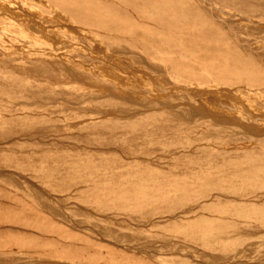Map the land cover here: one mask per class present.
Returning a JSON list of instances; mask_svg holds the SVG:
<instances>
[{
	"label": "rangeland",
	"instance_id": "rangeland-1",
	"mask_svg": "<svg viewBox=\"0 0 264 264\" xmlns=\"http://www.w3.org/2000/svg\"><path fill=\"white\" fill-rule=\"evenodd\" d=\"M147 1L149 5L145 8ZM21 2L25 8L18 5ZM58 2L65 3L68 7H57L53 1L46 0H0V77L4 76L1 77L3 80L1 79L0 83L2 85L9 82L6 85L10 86V89L18 87L20 89L21 82L27 84L26 97L32 100L30 106L37 108L32 111L0 112L1 122L17 116L26 117L23 122L26 125L19 123L21 126L24 125V129L28 127V130L22 127L17 130L11 129L5 134L3 133L5 129L0 124V216L2 215L0 221L6 216L8 219L13 214L24 213L30 214L31 220L46 222L41 223V226L48 228L44 230L33 226L0 224V246L14 241L15 238L31 241L36 244L31 251L40 248L39 251L42 249L44 252V246L54 247L55 250L58 249L57 253L72 256L78 264H264V218L261 217L264 214L253 216V219L245 222L246 225L240 219L235 225H231L229 220L235 216L220 213L225 206H230L233 202L243 206L255 203L259 209L264 207L263 191H253L254 195L251 191L248 195L240 193L237 195L235 192L226 194L221 188L217 189L221 190L218 193L214 188L210 191L214 194L210 195L209 192L206 194L208 198L200 199L203 203L199 200L198 203L188 204L185 208L172 212L152 208L150 216L147 217L146 213V216L141 217L144 221L137 215L133 220L131 217L134 215L120 211L117 204L110 211L104 204L90 203L93 197L102 194L110 193L111 197L118 199L123 197L124 192L121 188L131 186L126 181H144L145 186L153 184L152 188H155V185L157 188L163 183L166 173L175 175L176 172L178 176L182 173L179 177L176 174V178L183 179L186 176L187 179H192L197 175L201 176L203 170L197 171L200 174H197L196 170L207 164L210 169L206 167L201 169L210 172L206 171L204 174L203 171L204 176L201 178L216 180L222 174V177L228 178L221 177L222 183L226 180V184L228 181L229 184L234 182L230 173L244 169L252 162H260L259 166L261 164L263 168L264 0H57V4ZM252 3L255 6H252ZM140 7L145 8L144 12L148 9L153 17L144 15ZM171 8L176 9L180 19L162 15ZM184 8L188 10L185 15L181 12ZM11 10L16 12H13L12 17H8L12 14ZM97 16L105 26L101 27L97 22L92 23ZM88 18L91 21H86ZM132 23L136 24L132 26ZM36 28L40 31L37 32ZM112 31L122 36L116 34L114 36L111 34ZM163 38L179 43L180 47L160 46L165 40ZM112 42L116 44L115 47L109 46ZM119 42L126 45V49L124 46H118ZM132 42L139 44L138 47ZM162 48L165 51H162ZM142 49L148 50L143 54ZM6 51L10 53L6 54ZM28 54L31 56L40 54L43 59H21L22 56H19ZM212 61L215 67L211 66ZM190 67L194 70H190ZM198 68L200 70H197ZM216 68L219 70L216 71ZM176 70L182 71L179 74ZM205 76L213 81L204 84L202 78ZM7 77L9 79L4 82ZM173 77L180 79L183 77L182 80H187V88H178ZM220 77L222 81L219 80ZM36 90L54 92L51 95L42 93L43 95L39 96L37 92L33 93ZM178 91L185 93L178 94ZM110 96H118L119 102H112L114 104L110 105L105 99ZM39 97H45L44 101L38 100ZM0 104H6L1 96ZM16 105L27 104L21 102ZM157 114H160V117ZM153 116L157 120H154L156 118ZM151 117L154 119L151 120ZM145 118L147 123L139 130L121 126L124 122L131 124ZM30 120L32 122H29ZM215 123L220 127L213 125ZM214 126L216 130L213 129ZM186 143L188 146H185ZM194 154L197 155L192 156ZM190 158L193 160L199 158L203 163L205 161L206 165L200 162L202 166L199 168L200 163H197L199 161L195 160L197 167L195 162H191L192 164L189 162L193 161ZM215 159L218 164L219 160L222 159V162L224 160V165L219 164L224 168L215 165ZM89 164L93 166L89 167ZM80 165L85 169L79 167ZM164 167L169 171L168 169V172L165 171ZM214 167L216 174H213ZM188 168H194L195 171L192 170L194 176ZM145 169V172L151 174H145ZM76 170L81 172L78 174ZM158 170L164 175L163 178ZM227 170L232 171L228 173ZM137 171L138 173H134ZM127 172L134 174L128 176ZM48 174L49 177H45ZM155 175L156 178L160 176L162 180L153 179ZM84 176L85 179H82ZM89 176H93L94 182H97L93 184ZM168 177L164 179V183L171 182ZM89 179L92 180V184L87 181ZM100 179L104 180L103 183ZM147 179L152 184L146 182ZM156 180L158 181L155 184ZM101 189L105 192L103 190L101 192ZM85 193L92 198H88ZM169 196L173 198L170 192ZM214 200L219 201L215 203L217 206L221 204L218 207L219 212L215 215L223 222L229 219L227 221L229 224L221 223L224 228L228 227L221 235L216 231L209 234L216 232L218 236H224L219 240L220 244L224 243L228 248L236 249V253L231 256H221L210 251L206 245L204 246V242H201V245L199 241L187 238L198 230L194 220L203 214L204 217L215 216L205 208V205L215 202ZM173 201L170 200L171 203ZM186 217L191 223L186 221L188 220ZM238 222H241V225ZM179 225L181 229L174 230ZM239 225L242 227L239 228ZM149 232L151 234H148ZM62 234L65 236H61ZM127 234L130 238H127ZM66 235L71 236V239ZM226 239L227 242L230 241L228 244ZM256 244L259 246L256 247ZM9 245L13 250L17 249L15 244ZM212 253L217 256H211ZM2 261L4 258L0 259V263ZM42 261L49 264L66 263L48 257Z\"/></svg>",
	"mask_w": 264,
	"mask_h": 264
},
{
	"label": "bare ground",
	"instance_id": "bare-ground-1",
	"mask_svg": "<svg viewBox=\"0 0 264 264\" xmlns=\"http://www.w3.org/2000/svg\"><path fill=\"white\" fill-rule=\"evenodd\" d=\"M46 1H53L54 2V4L57 6V7H64V8H67L68 6H67V4H65V3H63V4H60L59 2H58V4H57V0H46ZM60 1V0H59ZM65 1V0H64ZM68 1V0H67ZM145 1V0H144ZM169 1V0H168ZM214 1V0H213ZM260 1V0H259ZM165 2V1H164ZM254 2V1H253ZM257 2V1H256ZM62 3V2H61ZM154 3V2H153ZM178 3H180L179 1H178ZM18 4V3H17ZM152 4V3H151ZM169 4V3H168ZM20 7H24L25 8V5H23V2H21L20 4H18ZM79 5V4H78ZM147 5H149L148 4V1H147V4L145 5V8H146V6ZM158 5H160V4H158ZM162 5V4H161ZM166 5V4H165ZM254 4L252 3V6H253ZM187 6H188V4H187ZM255 6V5H254ZM73 7H75V5L73 6ZM78 7H80V6H78ZM141 7H143L142 5H141ZM141 7H140V9H141ZM185 7V6H184ZM131 8V7H130ZM144 8V9H145ZM148 8V7H147ZM186 8V7H185ZM183 9V10H181V12L185 15L186 13H188V10H186V9ZM198 8V7H197ZM139 9V12L142 10H144L143 8L140 10ZM248 9V8H247ZM76 10V9H75ZM134 10V9H133ZM132 10V11H133ZM137 10H138V8H137ZM149 10H151V9H149ZM157 10V9H156ZM159 10V9H158ZM12 12V14H10L8 17H12V15H14L13 14V12H16L15 10H11ZM68 11V10H67ZM79 11V10H78ZM152 11V10H151ZM199 12V11H198ZM249 12V11H248ZM89 13V12H88ZM143 13H144V15H146V16H149V15H151L152 17H153V15L151 14V12H149L148 11V9H147V11H143ZM160 13V12H159ZM224 13V12H223ZM253 13H255L254 11H253ZM91 14V13H90ZM153 14H154V12H153ZM156 14V13H155ZM86 15V14H85ZM138 15V14H137ZM141 14H139V16H140ZM162 15H168V16H170L171 15V19H177V18H179V14L177 13V11H176V9H168V10H166L165 12H163V14ZM138 16V17H139ZM161 16V15H160ZM205 16V15H204ZM7 17V16H6ZM87 17H88V15H87ZM143 17V16H142ZM142 17H140V18H142ZM156 17V16H155ZM154 17V18H155ZM97 19H94V20H92V23H100V26L102 27V26H105V24L102 22V20H100L101 18H99L98 16L96 17ZM164 18V17H163ZM170 18V17H169ZM126 19V18H125ZM145 19V18H144ZM152 19V18H151ZM180 19V18H179ZM105 20V19H104ZM124 20V19H123ZM129 20V19H128ZM159 20V19H158ZM8 21H10V20H8ZM86 21H91V19L90 18H88V19H86ZM119 21V20H118ZM129 21H131V20H129ZM153 21H157V20H153ZM123 22V21H122ZM132 22V21H131ZM139 22V21H138ZM184 22H185V20H184ZM193 22V21H192ZM112 23V22H111ZM125 23V22H124ZM123 23V24H124ZM154 23V22H153ZM153 23H151L152 25H153ZM156 23V22H155ZM160 23V22H159ZM163 23V22H162ZM170 23V22H169ZM191 23V22H190ZM115 24V23H114ZM133 24H136V23H132V26H133ZM138 24V23H137ZM176 24V23H175ZM1 25V24H0ZM17 26L19 25V24H16ZM116 25V24H115ZM141 25H142V23H141ZM149 25V24H148ZM19 26H21V25H19ZM99 26V27H100ZM129 26V25H128ZM131 26V25H130ZM131 26V27H132ZM160 26V25H159ZM164 26V25H163ZM191 26V25H190ZM189 26V27H190ZM25 27V26H24ZM93 27V26H92ZM115 27H117V26H115ZM115 27H113V28H115ZM120 27V26H119ZM118 27V28H119ZM122 27V26H121ZM134 27H136V26H134ZM133 27V28H134ZM142 27V26H141ZM150 27V26H149ZM27 28V27H26ZM108 28V27H107ZM129 28V27H128ZM152 28H154V27H152ZM165 28V27H164ZM202 28V27H201ZM6 29H8V28H6ZM37 29V28H36ZM103 28H101V30H102ZM117 29V28H116ZM115 29V30H116ZM132 29V28H131ZM136 29V28H135ZM149 29H151V28H148V30ZM163 29V28H162ZM193 29V28H192ZM38 30H39V28L37 29V32H38ZM108 29H106V31H107ZM111 30H112V28H111ZM111 30H108V31H111ZM141 30V29H140ZM139 30V31H140ZM165 30V29H164ZM174 30V29H173ZM10 31V30H9ZM23 31V30H22ZM40 31V30H39ZM103 31V30H102ZM104 31H105V29H104ZM117 31V30H116ZM129 31V30H128ZM131 31H134V30H131ZM144 31V30H143ZM147 30H145V32H146ZM149 31H152V30H149ZM157 31H158V29H157ZM156 31V33H158ZM159 31H161L160 29H159ZM176 31V30H175ZM114 31H112V33L111 34H113L114 36H115V34H116V36H119V37H121L122 35L121 34H118V33H113ZM123 32H124V29H123ZM135 32V31H134ZM14 33V32H13ZM128 33V32H127ZM141 33V32H140ZM9 34V33H8ZM15 34V33H14ZM31 34V33H30ZM107 34V33H106ZM110 34V33H109ZM124 35H125V33H123ZM130 35H131V33H129ZM132 34H133V32H132ZM155 34V33H154ZM161 34V33H160ZM108 35V34H107ZM123 35V36H124ZM127 35V34H126ZM151 35H152V33H151ZM159 35V34H158ZM15 36V35H14ZM21 36V35H20ZM109 36H111L112 37V35H109ZM138 36H139V34H138ZM144 36V35H143ZM68 37V36H67ZM104 37H106V36H102V38H104ZM110 37V38H111ZM130 37V36H129ZM133 37V36H132ZM131 37V38H132ZM136 37V36H135ZM158 37H160V35L158 36ZM101 38V37H100ZM107 38V37H106ZM124 38V37H123ZM127 38H128V36H127ZM11 39V38H10ZM13 39V38H12ZM113 39V38H112ZM119 39V38H118ZM121 39V38H120ZM125 39V38H124ZM129 39V38H128ZM127 39V40H128ZM135 39V38H134ZM140 39H141V37H140ZM140 39L138 40L139 42H140ZM148 39V38H147ZM163 39H165V38H163ZM115 40L117 41V38H115ZM126 40V41H127ZM131 40V39H130ZM135 40H137V39H135ZM152 40V39H151ZM177 40V39H176ZM14 41V40H13ZM12 41V42H13ZM125 41V42H126ZM156 41V40H155ZM11 42V41H10ZM18 42V41H17ZM22 42V41H21ZM118 42V41H117ZM121 42H122V40H121ZM121 42H119V43H117L118 44V46L119 45H121L122 47L124 46ZM129 42V41H128ZM127 42V43H128ZM137 42V41H136ZM135 42V43H136ZM142 42V41H141ZM140 42V43H141ZM145 42H147V41H145ZM113 43V42H112ZM111 43V45H109L110 47H115L116 46V44H112ZM121 43V44H120ZM133 43V42H132ZM135 43H133V45L135 44ZM148 43V42H147ZM152 43V42H151ZM4 44V43H3ZM7 44V43H6ZM125 44V43H124ZM129 44V43H128ZM131 44V43H130ZM179 44V43H178ZM177 43H175V42H173V40H170V39H165L164 41H162V44L160 45V46H163V47H167V48H170V47H180V45H178ZM184 44V43H183ZM8 45V44H7ZM17 45H19V44H17ZM35 44H33V46H34ZM136 45V44H135ZM139 45V44H138ZM138 45H136L137 47H138ZM146 45V44H145ZM156 45V44H155ZM42 46V45H41ZM93 46V45H92ZM126 46V45H125ZM125 46H124V48H125ZM130 46V45H129ZM136 46H135V48H136ZM147 46H148V44H147ZM146 47V46H145ZM144 47V48H145ZM3 48V47H2ZM13 48V47H12ZM33 48V47H32ZM38 48H39V46H38ZM41 48V47H40ZM124 48H122V49H124ZM141 48V47H140ZM119 49V48H118ZM122 49H120V50H122ZM126 49V48H125ZM133 49V48H132ZM131 49V50H132ZM137 49V48H136ZM139 49V48H138ZM150 49V48H149ZM176 49H178V48H176ZM175 48H174V50H176ZM181 49V48H180ZM188 49V48H187ZM130 50V51H131ZM140 50V49H139ZM143 50V49H142ZM148 50V49H147ZM147 50H143V54H144V51H147ZM154 50V49H153ZM167 50V49H166ZM182 50V49H181ZM180 50V51H181ZM40 51V50H39ZM42 51H43V49H42ZM129 51V50H128ZM137 51V50H136ZM141 51V50H140ZM162 51H165V49L163 50V48H162ZM169 51V50H168ZM182 51H185V50H182ZM172 52V51H171ZM7 53H10V52H7L6 51V54ZM131 53H133V52H131ZM137 53H139V52H137ZM141 53V52H140ZM159 53V52H158ZM183 53V52H182ZM192 53H193V51H192ZM23 54V53H22ZM42 54V53H41ZM24 55V54H23ZM23 55H19V56H22V58L21 59H35V58H40V60H41V58L43 57L42 55H40V54H38V55H33V56H31V54L29 55H25V56H23ZM45 55V54H44ZM140 55H142V53L140 54ZM154 55V54H153ZM153 55H150V56H153ZM161 55V54H160ZM196 55V54H195ZM234 55V54H233ZM46 57H47V55H45ZM44 56V59H46V57ZM83 56H86V55H83ZM146 56V55H145ZM142 57V56H141ZM186 57V56H185ZM225 57V56H224ZM234 57V56H233ZM20 58V57H19ZM158 58V57H157ZM43 59V58H42ZM149 59L150 58H148L147 60L149 61ZM164 59V58H163ZM168 59V58H167ZM47 60H50V58H47ZM219 60H220V58H219ZM219 60H218V63H220L219 62ZM227 60H228V58H227ZM51 61V60H50ZM52 61H54V59H52ZM151 61V60H150ZM166 61V60H165ZM183 61V60H182ZM144 62V61H143ZM156 62H157V60H156ZM213 62V61H212ZM221 62H222V60H221ZM163 63H165V62H163ZM170 63V62H169ZM160 64V63H159ZM188 64V63H187ZM222 64V63H221ZM220 64V65H221ZM161 65H163V64H161ZM161 65H157V66H161ZM191 65V64H190ZM212 65H214V62H213V64H211V66ZM224 65V63L222 64V66ZM231 65V64H230ZM157 66H155V67H157ZM161 67H163V66H161ZM187 67V66H186ZM192 67V66H191ZM190 67V70H194V68L192 69ZM213 67H215V65L213 66ZM212 67V68H213ZM219 67V66H218ZM221 67V66H220ZM231 67H233V65L231 66ZM165 68V67H164ZM209 68V67H208ZM226 68V67H225ZM229 68V67H228ZM152 69H154V68H152ZM156 69V68H155ZM167 69V68H166ZM178 69V68H177ZM217 69V68H216ZM222 69H223V67H222ZM227 69V68H226ZM184 70V69H183ZM187 70V69H186ZM197 70H200L199 68L197 69ZM219 69H217L216 71H218ZM238 70H239V68H238ZM247 70V69H246ZM177 72H179V70H176ZM175 71V72H176ZM182 71V70H181ZM180 71V72H181ZM214 71V70H213ZM232 71V70H231ZM174 72V74H176ZM180 72H179V74H180ZM189 72V71H188ZM198 72V71H197ZM227 72V71H226ZM168 73V72H167ZM170 73V72H169ZM218 73V72H217ZM221 73H223V72H221ZM178 74V73H177ZM183 74V73H182ZM201 74V73H200ZM235 74V73H234ZM248 75H249V73H247ZM252 74V73H251ZM256 74V73H255ZM195 75H197V74H195ZM231 75V74H230ZM256 75H258V74H256ZM178 76V75H177ZM193 76H194V74H193ZM210 76V75H209ZM259 76V75H258ZM2 77V76H1ZM0 77V80L4 77H2L1 78ZM192 79L194 78V77H191ZM190 78V79H191ZM9 78L7 77V79L5 78L4 79V82H5V80H8ZM174 81H175V84L178 86V88H182V89H185V88H187V85H186V81H184V80H182L183 79V77H182V79H180V78H177V77H173L172 78ZM214 79V78H213ZM222 78L220 77V79L219 80H221ZM256 79V78H255ZM254 79V80H255ZM3 80V79H2ZM202 80L204 81V84L206 83V82H210V81H213L212 79H209L208 77H206L205 76V78H202ZM201 80V81H202ZM215 80V79H214ZM219 80H217L218 82H219ZM258 80V79H257ZM263 80V79H262ZM11 81V80H10ZM222 81V80H221ZM230 81H232V80H230ZM3 82V81H2ZM7 83H9V82H7ZM7 83H4V84H2L1 85V83H0V96L2 97V99H3V101H5L6 102V104L5 105H3V104H0V112H2V111H7V112H21V111H32V110H35V109H37V108H34V107H32V106H30V103L32 102V100L31 99H29V98H27L26 97V94H28V88H27V84H25V83H23V82H21V85H20V89H14V88H12V89H10L11 87L10 86H7L6 84ZM228 83V82H227ZM220 84V83H219ZM225 85H227V86H230V85H228V84H226V83H224ZM233 84V83H232ZM189 85V84H188ZM249 85V84H248ZM212 86V85H211ZM10 87V88H9ZM233 87V86H232ZM249 88V87H248ZM36 89V88H35ZM34 89V90H35ZM251 89H253V88H251ZM33 91V90H32ZM43 91V90H42ZM42 91H38L37 92V90L36 91H34L33 93H35L36 94V92H37V94L39 95V96H42L43 94H46V95H51L53 92H54V90H53V92H51L50 90H46V91H44V92H42ZM182 91V90H181ZM179 92L180 91H178V94H179ZM261 92V91H260ZM43 93V94H42ZM176 93V92H175ZM180 93H185V92H180ZM189 94H191V93H189ZM257 94V93H256ZM16 96V97H15ZM17 96H19V98L17 97ZM260 97V96H259ZM37 98V97H36ZM45 98V97H44ZM44 98L43 97H39L38 98V100H41V101H44ZM106 99V102H109L110 103V105H111V103L112 102H116V101H118L117 99H118V96H110V97H107V98H105ZM190 99V98H189ZM197 99V98H196ZM193 100V99H192ZM47 101V100H46ZM124 101V100H123ZM251 101V100H250ZM21 102L22 103H24V104H27V105H22V106H17L16 104L17 103H20L21 104ZM119 102V101H118ZM122 104H123V102L122 101H120ZM252 102V101H251ZM108 103V104H109ZM114 103H112V104H114ZM120 103V104H121ZM48 104V103H47ZM118 105H119V103H118ZM248 105H249V103H248ZM114 106V105H113ZM116 107V106H115ZM179 108H181V107H179ZM247 108V107H246ZM250 108L251 107H249V110H250ZM182 109V108H181ZM176 110V109H175ZM180 110V109H179ZM252 110V109H251ZM190 111V110H189ZM194 112V111H193ZM156 114V113H155ZM161 115H163V114H161ZM151 116V115H150ZM156 116V115H155ZM155 116H153V117H155ZM157 116H159L160 117V114L158 115L157 114ZM153 117H151V120H153L154 118ZM29 118V117H28ZM147 118H149V116L147 117ZM153 118V119H152ZM156 118V117H155ZM24 119H26V117H20V116H17L16 118L14 117V118H10V119H8V120H5V121H3V122H1L0 121V124L4 127V129H5V131H3V133H8V131L10 132L11 131V129L12 130H15V128H16V130L19 128V127H24V125L23 126H21V123H23L24 122ZM160 119V118H159ZM22 120V121H21ZM146 118H145V120L144 119H141L140 121H135V122H133V123H127V122H124V124H122L121 126L122 127H124V128H129V129H138L139 130V128L141 129L142 127H143V125H145L147 122H146ZM154 120H157V118L156 119H154ZM18 121V122H17ZM27 120H25V122H26ZM150 121V120H149ZM209 121H211V120H209ZM19 122H21V123H19ZM29 122H32V120H30ZM34 122V121H33ZM37 122V121H36ZM49 122V121H48ZM212 122V121H211ZM17 123H19L20 124V126H18L19 124H17ZM42 123V122H41ZM156 123V122H155ZM23 124H25V123H23ZM208 124H209V122H208ZM0 125V126H1ZM26 125V124H25ZM35 125V124H34ZM150 126H151V124H149ZM213 125H217L216 123L215 124H213ZM91 126V125H90ZM89 126V127H90ZM92 126H93V124H92ZM153 126V125H152ZM155 126V125H154ZM177 126V125H176ZM179 126V125H178ZM180 126H181V124H180ZM179 126V127H180ZM211 126V125H210ZM214 126V130H216V127ZM218 126V125H217ZM27 127V126H26ZM29 127H30V124H29ZM31 127H32V125H31ZM95 127V126H94ZM218 127H220V126H218ZM25 128V127H24ZM23 128V129H24ZM144 128V127H143ZM146 128H147V126H146ZM175 128V127H174ZM31 129V128H30ZM179 129V128H178ZM219 129V128H218ZM232 129H233V127H232ZM24 130H28V127H27V129H24ZM181 130V129H180ZM7 131V132H6ZM244 136V135H243ZM181 138V137H180ZM179 138V139H180ZM189 137H187V139H188ZM178 139V140H179ZM185 140H186V138H184ZM184 139H182V140H184ZM173 141H175V142H177V140H173ZM172 141V142H173ZM190 141V140H189ZM192 141V140H191ZM190 141V142H191ZM180 142V141H179ZM184 142V141H183ZM165 143H163V145H164ZM190 144V143H189ZM193 144V143H192ZM166 145V144H165ZM164 145V146H165ZM182 145H184V144H182ZM160 146H162V145H160ZM167 146H169V145H167ZM174 146H175V144H174ZM185 146H188L187 145V143L185 144ZM177 147V146H176ZM202 147V146H201ZM203 147H205V146H203ZM202 147V148H203ZM169 148V147H168ZM182 148V147H181ZM196 148H198V146L196 147ZM196 148L194 149V150H196ZM206 148V147H205ZM209 148V147H208ZM212 148V147H211ZM214 148V147H213ZM178 149H179V147H178ZM177 149V150H178ZM170 150V149H169ZM171 150H172V146H171ZM181 150V149H180ZM194 150H192V151H194ZM218 150V149H217ZM182 151V150H181ZM180 151V152H181ZM191 151V150H190ZM202 151V150H201ZM200 151V152H201ZM175 152H177V151H175ZM183 152H185V151H183ZM205 152V151H204ZM196 153V152H195ZM181 154H183L182 152H181ZM180 154V155H181ZM203 153H201V155H202ZM221 154V153H220ZM195 155H197V154H194V155H192V156H195ZM201 155H199V157L201 156ZM204 155V154H203ZM184 155H182V157H183ZM210 156V155H209ZM223 156V155H222ZM264 156V155H263ZM181 157V156H180ZM190 157V156H189ZM188 156H187V158H189ZM213 157V156H212ZM211 157V158H212ZM218 157V156H217ZM233 157V156H232ZM237 157V156H236ZM91 158V157H90ZM197 158V157H196ZM201 158V157H200ZM205 158V157H204ZM203 158V159H204ZM208 158V157H207ZM213 158H215V157H213ZM240 158V157H239ZM245 158V157H244ZM202 159V158H201ZM238 159V158H237ZM256 159V158H255ZM254 159V160H255ZM87 160V159H86ZM90 160V159H89ZM89 160L87 161V162H89ZM190 160H193V158L191 159L190 158ZM195 160H197V159H195ZM195 160H193V161H189L190 163L191 162H195ZM208 160V159H207ZM212 160V159H211ZM222 160V159H221ZM221 160H219V164H223L224 165V160H223V162L221 161ZM197 161H199V162H197L198 164L201 162V163H203L199 158H198V160ZM204 161V160H203ZM213 161H214V159H213ZM215 161H216V159H215ZM220 161H221V163H220ZM242 161V160H241ZM253 161V160H252ZM263 161H264V159H263ZM218 161H216V163H215V165L216 164H218L217 163ZM78 163H81V162H78ZM82 163H84V160H83V162ZM81 163V164H82ZM196 163V162H195ZM196 163V164H197ZM199 164V168L202 166V164ZM212 162L210 161V163L209 164H211ZM214 163V162H213ZM259 163L260 162H252V163H250L249 164V166L248 167H246V168H244V169H241V170H237V171H233L232 173H230L231 174V178H233V180H234V182L232 183V182H230V184H229V181L227 182V184L225 183L226 182V180L224 181V183H222V178H224V179H228L227 177L225 178V177H222V174H221V177H220V175L219 174H217V176H218V179H216V180H213V179H211V180H207L205 177H202L201 178V176L203 175L204 176V174H205V172L206 171H208V170H205L204 171V167H206V168H209L208 167V164H207V166H202L204 169H197L196 170V172L199 170V171H204V174H203V171H202V173H201V176L199 175H197V174H200V173H198L197 172V176H195L194 178H192V179H187L186 178V176L182 179V178H176V174H177V176H178V173H176L175 172V175H173L172 173H166V174H164L166 177H168L170 180H171V182H169V183H164V179L166 178H163V176L164 175H162L161 173H160V171H159V173L161 174H159L162 178H163V180H162V178L159 176V177H157V178H160V180H162L163 181V183L161 184V186L160 187H157L156 188V186L157 185H155V188H152V186H153V184L151 183V181H149L148 179L147 180H145L146 182H148V183H151L152 184V186L151 185H149L148 187L147 186H145L144 185V181L143 180H141V181H143V182H137V181H134V180H129V181H126V182H128L129 183V185L131 184V186L129 187L128 186V188H126V186L124 187V188H121V187H123V186H121L120 188H121V190H123L122 192H124V194H123V197H119V199L118 198H115L114 196H112L111 197V195L112 194H110V193H108L107 195H104V194H102V195H100V196H97V197H93V199L91 200V204H93V205H102V204H104L105 205V207H106V209L108 210H112V208L113 207H116V205L115 204H117V205H119V209H120V211H124V212H126V213H130V214H132V215H134V216H132L131 218H137V217H139L140 216V219H142L141 221H144L143 219L144 218H141V217H143V216H146L147 214V217L148 216H150V214L149 213H151L152 214V208H157V209H162V210H164V211H170V212H172L173 210L174 211H176L177 209H179V210H181L182 208H185V206L187 205L188 206V204L190 205V204H194V203H198L199 202V200L200 199H203V200H205L204 198H206L207 197V195L209 194V192L211 191V190H213L214 188L216 189V192H218V193H220V191L221 190H224L225 191V193L227 192H235L237 195H239L238 193H240V194H243V195H248V194H250V191L251 192H253V191H259V192H264V166H263V168H261V164H260V166H259ZM261 163H262V161H261ZM91 164V163H90ZM89 164V167L91 166H93V164L92 165H90ZM192 164V163H191ZM198 164L196 165L197 167H198ZM203 164H205V161H204V163ZM218 164V165H219ZM234 164V163H233ZM247 164V163H246ZM83 165V164H82ZM82 165H80L79 167H81ZM195 165V164H194ZM206 165V164H205ZM215 165H213V166H215ZM226 165V164H225ZM231 165H232V163H231ZM230 165V166H231ZM186 166V165H185ZM193 166V165H192ZM209 166H211V165H209ZM235 166V165H234ZM233 166V168L235 169V167ZM76 167H78V166H76ZM83 167V166H82ZM81 167V168H82ZM133 167V166H132ZM135 167V166H134ZM188 167H189V163H188ZM219 167L222 169V167L224 168V166H221V165H219ZM218 167V170H220V168ZM227 166H225V168H226ZM232 167V166H231ZM231 167H229V168H231ZM237 167V166H236ZM242 167V166H241ZM261 168V169H259V168ZM80 168V169H81ZM151 168V167H150ZM165 169H166V167H164ZM229 168H227V169H229ZM41 169H42V167H41ZM82 169H85V168H82ZM81 169V170H82ZM127 169V168H126ZM132 169V168H131ZM130 169V170H131ZM141 169H143V168H141ZM151 169H153V170H155L154 168H151ZM168 169V168H167ZM167 169L165 170V171H167ZM189 169H191V168H188V171H190ZM210 169V168H209ZM212 170H214L215 169V167H214V169L213 168H211ZM216 169H217V166H216ZM216 169L214 170V172L215 173H213V174H216ZM233 169V170H234ZM44 170H46V169H44ZM56 170V169H55ZM71 170H75V169H71ZM70 170V171H71ZM105 170V169H104ZM152 170V171H153ZM186 170V169H185ZM192 170H194V168H192L191 169V172H192ZM236 170V169H235ZM39 171V170H38ZM59 171V170H58ZM76 171H78V170H76ZM76 171H75V173H76ZM124 171V170H123ZM143 171V170H142ZM146 171V169L144 170V172ZM162 171V170H161ZM168 171H169V169H168ZM167 171V172H168ZM181 171V170H180ZM179 171V172H180ZM183 172H184V168H183V170H182ZM181 171V172H182ZM195 171V170H194ZM228 171V170H227ZM230 172L232 171V170H229ZM229 171H228V173H229ZM45 172V171H44ZM48 172V170H46V173ZM55 172V171H54ZM79 172H81V171H78V174H79ZM101 172V171H100ZM155 172H156V170H155ZM210 171H208V173H209ZM221 172V171H220ZM49 173V172H48ZM60 173H62V172H60ZM68 173H71V172H68ZM90 173V172H89ZM128 173V172H127ZM127 173H125V174H127ZM134 173H138V171L137 172H134ZM133 172H132V174H130V172L128 173V176H129V174L130 175H133L134 174ZM140 173H142L141 171H140ZM147 172H145V174H146ZM158 173V172H157ZM156 173V175H158ZM164 173V172H163ZM185 173H188V172H186L185 171ZM190 173V172H189ZM207 173V172H206ZM53 174V173H52ZM51 174V175H52ZM73 174V173H72ZM77 174V175H78ZM147 174H151V172L149 173H147ZM180 174H182V173H180ZM179 174V176H181ZM194 173L192 172V174L191 175H193ZM225 174V173H224ZM33 175H35V173L33 174ZM41 175V174H40ZM39 175V177H41ZM47 175V174H46ZM54 175V174H53ZM56 175V174H55ZM59 175V174H58ZM76 175V174H75ZM80 175H81V173H80ZM79 175V176H80ZM87 175V174H86ZM92 175H93V172H92ZM102 175H103V173H102ZM156 175H155V177H152L153 179L154 178H156ZM173 175V176H172ZM187 175V174H186ZM72 176V175H71ZM78 176V177H79ZM88 176V175H87ZM94 176H95V173H94ZM136 176V175H135ZM135 176H134V178H135ZM138 176H139V174H138ZM175 176V177H174ZM178 176V177H179ZM183 176V175H182ZM194 176V175H193ZM216 176V175H215ZM224 176V175H223ZM228 176V175H227ZM45 177H49V174H48V176H45ZM45 177H42V178H45ZM85 177L86 176H84V178H82V179H85ZM89 177H91V176H89ZM93 177V176H92ZM91 177V178H92ZM137 177V176H136ZM147 177H151V176H148L147 175ZM173 177V179H171ZM188 177V176H187ZM209 177V176H208ZM230 177H229V179H230ZM94 178V177H93ZM92 178V180H93V184L94 183H96V182H94V179ZM103 178H104V176H103ZM138 178V177H137ZM139 178H140V176H139ZM144 178V177H143ZM156 178V179H157ZM190 178H191V176H190ZM205 178V179H204ZM50 179V178H49ZM52 179V178H51ZM86 179H88V178H86ZM133 179V178H132ZM215 179V178H214ZM74 180H75V178H74ZM76 180H78V179H76ZM90 180V179H89ZM87 180L88 182H90L91 184H92V180ZM139 180V179H138ZM151 180V179H150ZM232 180V179H231ZM79 181V180H78ZM78 181H76L77 183H78ZM86 181V182H87ZM102 181H104V180H102ZM101 181V179H100V182H102ZM125 181V180H124ZM157 181L158 180H156V181H154V183L156 184L157 183ZM75 182V181H74ZM80 182H81V179H80ZM80 182H79V184H80ZM99 182V181H98ZM103 183V182H102ZM122 183H124L123 181H122ZM48 184V183H47ZM99 184V183H98ZM101 184V183H100ZM104 184H106V183H104ZM159 185H160V183H158ZM102 185V184H101ZM121 185V184H120ZM146 185H148V184H146ZM54 185H52V187H53ZM106 186V185H105ZM151 186V188H149ZM55 189H56V187H54ZM59 188V187H58ZM117 188V187H116ZM115 188V189H116ZM221 188V190L220 191H218L217 189H220ZM6 189V188H5ZM95 190H96V188H94ZM105 190H106V188H104ZM107 189H108V187H107ZM110 189H112L111 187H110ZM102 190L103 189H101L100 191L102 192ZM118 190H120V189H118ZM99 191V190H98ZM100 191H99V193H100ZM104 191V190H103ZM108 191V190H107ZM111 191H113V190H111ZM152 191H154V193H151ZM89 192H93V190L91 191V190H89ZM88 192V193H89ZM105 192V191H104ZM114 192V191H113ZM117 192H119V191H117ZM169 192H170V194L172 193V196H173V202L171 203L170 202V200H172L171 199V197L169 196ZM99 193H97V195L99 194ZM208 193V194H207ZM211 193L212 194H214L213 192H210V195H211ZM221 193H223L224 194V192H221ZM226 193V194H227ZM85 194H87V193H85ZM95 193H93V195H94ZM101 194V193H100ZM106 194V193H105ZM207 194V195H206ZM235 194V195H236ZM253 195H254V192L252 193ZM96 195V194H95ZM117 195V194H116ZM256 195V194H255ZM257 195H259V194H257ZM87 196H88V194H87ZM120 196H122V195H120ZM250 196V195H249ZM260 196V195H259ZM89 197H91V195H89L88 196V198ZM251 197V196H250ZM92 198V197H91ZM208 198V197H207ZM241 198H242V196H241ZM257 198H258V196H257ZM216 199V198H215ZM80 200V199H79ZM227 200V199H226ZM85 201V200H84ZM201 201V200H200ZM215 201V200H214ZM202 203H203V201H201ZM212 202V201H211ZM219 203V201L218 200H216L215 202H212L211 204H208V205H205V208L206 209H208V211L207 212H210L211 214L212 213H214V215L215 214H217L219 211H218V207L221 205H219V206H217L216 204L217 203ZM225 202V201H224ZM246 202V201H245ZM86 203H88V199H87V202ZM216 203V204H215ZM232 203V202H231ZM68 204V203H67ZM205 204V203H204ZM224 204V203H223ZM246 204V203H245ZM114 205V206H113ZM258 204H250L249 206H248V204H246V205H239V204H235L234 202L232 203V204H230V206H225L224 207V210H222L220 213L221 214H224V213H226V214H229V216L230 217H233V216H235L232 220H229V221H231V222H229V223H231V225L233 224V225H235V223H236V221L237 220H242L244 223V225H246L245 224V222L246 221H250L251 219H253L252 217L254 216H259L260 214L259 213H261V214H264V207H261L260 209H259V206H257ZM89 206H91V205H89ZM263 206V205H262ZM245 207V208H244ZM258 207V208H257ZM99 209H100V206L98 207ZM118 208H116V211L118 212ZM204 208V207H203ZM247 209V210H246ZM9 211V210H8ZM104 211V210H103ZM157 211V210H156ZM201 211V210H200ZM205 211V210H204ZM154 212H155V210H154ZM203 212V211H202ZM104 213V212H103ZM106 213V212H105ZM108 213V212H107ZM114 213H116V212H114ZM147 213V214H146ZM201 213V212H200ZM205 213V212H204ZM230 213L232 214V215H230ZM236 213H237V215H236ZM256 213H258V214H256ZM4 214V213H3ZM10 214V213H9ZM111 214H113V212H111ZM118 214H120V213H118ZM146 214V215H145ZM201 214H203V213H201ZM207 214V213H206ZM234 214V215H233ZM5 215H6V213H5ZM125 215V214H124ZM127 215H129V214H127ZM135 215H137V217H135ZM209 215V214H208ZM2 216V215H1ZM0 216V217H1ZM131 216V215H130ZM129 216V217H130ZM198 216V215H197ZM7 217L8 216H6L5 217V219L4 220H1L0 221V224H10V225H12V224H16V225H22V226H26V227H35V228H37V229H44V230H47L46 229V227L44 226V227H42L41 225L43 224V223H46V222H41V223H39V220H31L30 219V214H24V213H20V214H13L12 216H10V218H8L7 219ZM29 217V218H28ZM193 217V216H192ZM191 216H190V218H192ZM261 217L262 218H264V215H261ZM3 218V217H2ZM134 218H133V220H134ZM187 218V217H186ZM186 218H182L183 220L184 219H186ZM235 218H237V219H235ZM35 219V218H34ZM188 219V218H187ZM223 219V218H222ZM145 220H146V218H145ZM181 220V219H180ZM182 220V221H183ZM194 220V219H193ZM225 220V219H224ZM227 219L223 222L222 220H221V218H218L216 215L213 217H204V214H203V216H200V217H198L196 220H194L193 222L196 224V227H198V230L196 231V232H193V234H192V236L191 237H187L188 235H186L185 234V236L187 237V238H192L194 241L195 240H197V241H199L200 242V244L202 245V243L204 242V246L206 245V247H208L209 249H210V251L212 250L213 252H216L217 254H220L221 256H231V255H233L234 253H236V249H233L232 250V248H228L227 246H225L224 245V243L221 245L220 244V239H222L224 236H222V237H220V236H218L219 234H215L216 232H218V233H220V235L222 234V233H224L227 229H228V227L227 228H224V225L222 226L221 225V223H225V224H229L227 221H228ZM140 220H139V222H141ZM179 221V220H178ZM186 221H189V219L188 220H186ZM253 221V220H252ZM254 221H255V219H254ZM180 222V221H179ZM190 222V221H189ZM227 222V223H226ZM185 223V222H184ZM183 223V224H184ZM191 223V222H190ZM64 224V223H63ZM182 224V226H183V228L185 227V229H186V226H184ZM238 224H240L241 225V222L239 223L238 222ZM186 225V224H185ZM230 225V226H231ZM239 225V228L240 227H242V226H240ZM174 226V225H173ZM181 229L180 228V225L178 226V227H176V229H174V230H178V229ZM246 228V227H245ZM173 229V228H172ZM168 230H169V228H168ZM193 231H194V228L192 229ZM192 230L190 231V232H192ZM235 230V229H234ZM179 231H181V230H179ZM182 231H184V229L182 230ZM181 231V232H182ZM214 232V231H216L214 234H209L210 232ZM174 232H176V231H174ZM173 232V233H174ZM146 233V232H145ZM170 233V232H169ZM172 233V234H173ZM232 233V232H231ZM147 234V233H146ZM148 234H151V232H149ZM153 234H155V233H153ZM159 234V233H158ZM167 234V233H166ZM128 235V234H127ZM160 235H162L161 233H160ZM175 235V234H174ZM177 235V234H176ZM190 235V234H189ZM229 235H230V233H229ZM61 236H65L64 234H62ZM162 236H164V235H162ZM183 235H181L180 237H182ZM227 236V235H226ZM66 237L68 238V239H71V236H68V235H66ZM113 237V236H112ZM122 237H123V235H122ZM172 237V236H171ZM176 237V236H175ZM229 236H227V238H228ZM124 238V237H123ZM127 238H130L129 237V235H128V237ZM126 238V239H127ZM178 238V237H177ZM176 238V239H177ZM125 239V238H124ZM179 240H180V238H179ZM181 240H183V237L181 238ZM239 240H240V238H239ZM244 240H246V238L244 239ZM168 241V240H167ZM185 241V240H184ZM184 241H182V242H184ZM233 241V240H232ZM238 241V240H237ZM242 241V240H241ZM241 241H240V243H238L239 245L241 244ZM196 242V241H195ZM202 242V243H201ZM226 242H227V239H226ZM230 242V241H229ZM229 242H227V244L229 243ZM234 242H236V241H234ZM189 243H190V241H189ZM237 243V242H236ZM246 243V242H245ZM9 244H12V245H16L17 247V249L15 250H13V248L9 245ZM226 244V243H225ZM244 244V243H243ZM14 245V246H15ZM34 245H36L34 242H31V241H23V240H20V239H14V241H12V242H10V243H6L4 246H0V259H2V258H4V261H2V263H0V264H49V263H45V262H43L42 260H43V258H47L48 257V259L50 258V259H58V260H63V261H66V263H56V264H78V262L76 261V259H74L72 256H68V255H64V254H60V253H57L58 251V249L57 250H55L54 249V247H45L44 246V250L46 251H44L43 252V250L41 249L40 251H39V249L40 248H36L37 249V251H31V249H32V247L34 246ZM230 245V244H229ZM228 245V246H229ZM232 245V244H231ZM257 245V244H256ZM255 245V246H256ZM180 246V245H179ZM182 246V245H181ZM200 246V245H199ZM259 246V244L256 246V247H258ZM264 247V246H263ZM34 248H35V246H34ZM182 249H185L186 248V246H185V248H183V247H181ZM180 248V249H181ZM238 248L240 249V246H238ZM249 248V247H248ZM179 249V250H180ZM29 251V252H28ZM187 251V250H186ZM209 251V252H210ZM258 252V251H257ZM261 252H263V251H261ZM211 253V252H210ZM248 253V252H247ZM250 253V252H249ZM213 254V253H212ZM246 255V254H245ZM249 255V254H248ZM259 255H260V253H259ZM202 256V255H201ZM211 256H217L216 254L214 255H211ZM174 258H176V257H174ZM197 258H199V257H197ZM233 258H236V257H233ZM232 258V259H233ZM249 258V257H248ZM247 258V259H248ZM251 258V257H250ZM183 260H184V258H182ZM201 259V258H200ZM224 259H225V257H224ZM245 260V259H244ZM185 261V260H184ZM192 261V260H191ZM176 262V261H175ZM193 262V261H192ZM251 262V261H250ZM180 263V262H179ZM188 263V262H187ZM169 264V263H168ZM170 264H172V263H170ZM191 264V263H190ZM194 264V263H193ZM225 264H227V263H225ZM228 264H230V263H228ZM237 264V263H236ZM239 264V263H238ZM241 264V263H240ZM260 264V263H259Z\"/></svg>",
	"mask_w": 264,
	"mask_h": 264
}]
</instances>
